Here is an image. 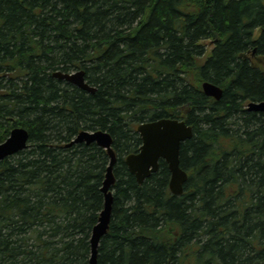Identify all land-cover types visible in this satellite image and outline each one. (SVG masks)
Wrapping results in <instances>:
<instances>
[{
  "label": "trees",
  "instance_id": "obj_1",
  "mask_svg": "<svg viewBox=\"0 0 264 264\" xmlns=\"http://www.w3.org/2000/svg\"><path fill=\"white\" fill-rule=\"evenodd\" d=\"M209 41V42H208ZM86 70L94 92L56 77ZM205 80L224 88L216 100ZM264 0H0V264H89L109 164L118 159L98 264H264ZM185 119V190L160 169L139 183L137 125Z\"/></svg>",
  "mask_w": 264,
  "mask_h": 264
},
{
  "label": "water",
  "instance_id": "obj_2",
  "mask_svg": "<svg viewBox=\"0 0 264 264\" xmlns=\"http://www.w3.org/2000/svg\"><path fill=\"white\" fill-rule=\"evenodd\" d=\"M54 75L91 92L96 90V87L86 79L85 69L67 72L57 70ZM203 89L205 94L213 96L217 100L224 93L223 88L219 84L210 80L203 82ZM249 109L264 112V100L251 101ZM137 130L142 137L143 143L138 152L129 153L126 157V163L130 171L135 174L140 183H143L147 177L159 170L160 159L163 158L167 161L171 172L169 187L172 193L181 195L188 180V172L181 166V146L182 142L194 135L193 127L184 119L163 117L142 122L138 125ZM29 139L30 135L27 128L23 126L14 127L8 138L0 142V160L25 149L28 146ZM76 142H86L87 144L97 142L108 150L111 157L102 188L106 206L101 211L99 221L94 226L91 236L92 250L89 264H97L100 241L109 230L112 220L114 201L112 186L116 180L114 165L117 161V156L113 148V136L106 129H82L69 145Z\"/></svg>",
  "mask_w": 264,
  "mask_h": 264
},
{
  "label": "bare ground",
  "instance_id": "obj_3",
  "mask_svg": "<svg viewBox=\"0 0 264 264\" xmlns=\"http://www.w3.org/2000/svg\"><path fill=\"white\" fill-rule=\"evenodd\" d=\"M115 169V168H114ZM114 175H115V173H114ZM115 179H116V176H115ZM104 182V181H103ZM115 183H116V180H115ZM114 183V184H115ZM114 184H113V186H114ZM102 188H103V186H102ZM113 190V189H112ZM102 191H103V189H102ZM104 193V192H103ZM113 195H114V191H113ZM113 203H114V201H113ZM105 206H106V204H105V197H104V207H103V209L105 208ZM102 209V210H103ZM101 214V213H100ZM91 250H92V244H91ZM91 257V256H90ZM98 264V263H97Z\"/></svg>",
  "mask_w": 264,
  "mask_h": 264
},
{
  "label": "rangeland",
  "instance_id": "obj_4",
  "mask_svg": "<svg viewBox=\"0 0 264 264\" xmlns=\"http://www.w3.org/2000/svg\"><path fill=\"white\" fill-rule=\"evenodd\" d=\"M209 42V41H208Z\"/></svg>",
  "mask_w": 264,
  "mask_h": 264
}]
</instances>
